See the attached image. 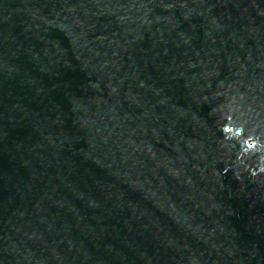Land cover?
I'll return each mask as SVG.
<instances>
[{
    "label": "water",
    "instance_id": "water-1",
    "mask_svg": "<svg viewBox=\"0 0 264 264\" xmlns=\"http://www.w3.org/2000/svg\"><path fill=\"white\" fill-rule=\"evenodd\" d=\"M0 264H264V0H0Z\"/></svg>",
    "mask_w": 264,
    "mask_h": 264
}]
</instances>
